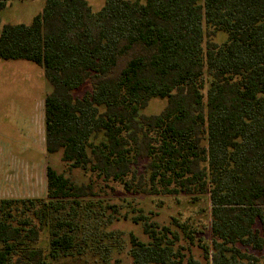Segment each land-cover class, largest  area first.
Returning <instances> with one entry per match:
<instances>
[{
	"label": "trees",
	"instance_id": "obj_1",
	"mask_svg": "<svg viewBox=\"0 0 264 264\" xmlns=\"http://www.w3.org/2000/svg\"><path fill=\"white\" fill-rule=\"evenodd\" d=\"M12 1L27 0H0V60L43 70L45 149L88 181L47 167L44 198L0 199V264L83 257L91 200L111 184L207 196L205 264H264V0H44L29 24L1 25ZM152 99L165 107L143 114ZM176 226L143 224L132 264H200Z\"/></svg>",
	"mask_w": 264,
	"mask_h": 264
},
{
	"label": "rangeland",
	"instance_id": "obj_2",
	"mask_svg": "<svg viewBox=\"0 0 264 264\" xmlns=\"http://www.w3.org/2000/svg\"><path fill=\"white\" fill-rule=\"evenodd\" d=\"M86 1L93 11L103 6V0ZM43 6L44 0L7 2L1 12V25L29 24ZM223 39L224 35H219L213 40L221 42ZM88 89L85 84L73 95L80 97ZM51 90L43 70L36 64L0 60V199L44 198L47 167L75 183L88 181L81 170L67 169L61 150L47 153L45 149L44 97ZM165 105V100L152 99L142 113L156 115ZM111 186L112 192L100 193V197L91 200L92 210L97 215L86 224L85 255L60 264H132L131 237L149 241L143 233L145 223L166 226L172 231L178 230L176 223L186 226L190 238H183L180 243L190 248L189 253L195 260L205 264L197 246L210 241L207 196L197 200L185 195H135L124 192L116 184ZM108 220L110 223L106 224ZM47 240L44 230L38 247L44 249ZM190 242L193 243L190 245ZM183 253L188 255L187 251Z\"/></svg>",
	"mask_w": 264,
	"mask_h": 264
}]
</instances>
